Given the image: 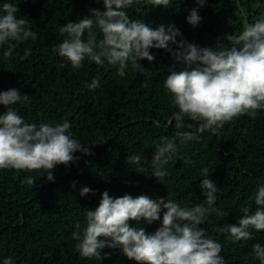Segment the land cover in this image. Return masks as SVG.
<instances>
[{
	"label": "trees",
	"instance_id": "16d2710c",
	"mask_svg": "<svg viewBox=\"0 0 264 264\" xmlns=\"http://www.w3.org/2000/svg\"><path fill=\"white\" fill-rule=\"evenodd\" d=\"M19 8L18 17L37 33V38L13 42L10 58L0 49V91L18 89L28 95L24 104L14 105L31 123L70 121L71 132L82 144L97 142L90 155L75 153L80 159L53 169L49 181L46 170L0 169V262L11 257L13 264H138L119 249L105 247L103 259L82 258L76 251L73 233L83 227L87 209H94L107 190L113 197L147 194L154 199H174L191 207L205 199L199 188L201 169H210L209 178L217 184L215 206L226 211L225 217L212 214L199 227L222 245L225 264H259L252 255V245L264 244V230L253 238L233 243L215 228L237 224L240 210L256 208L253 192L264 183V109L255 116L240 115L216 134L206 131L199 142L181 145L179 154L164 167L168 174L158 181L151 174L156 145L176 131H194L198 122L185 118L183 128H176L177 111L163 87L170 68L183 65L165 49H151L153 62L143 59L141 68L129 66L126 75L116 74V66L105 62H83L73 70L53 51L64 36L59 29L69 21L89 14V9L103 10L102 0H12ZM197 8L201 22L193 27L186 21L189 10ZM132 19L151 23L175 24L184 38L200 47L227 48L229 35H238L244 25L264 18V0H170L167 7H153L149 0H136L126 9ZM87 34L85 33V38ZM102 35L98 34L97 39ZM179 40V37L177 38ZM7 45L4 46L6 48ZM176 49V45H171ZM25 49H30L23 59ZM99 76L100 87L89 90L86 82ZM6 111L0 105V112ZM191 125V127H189ZM141 155L140 166L127 163L129 155ZM143 171V172H141ZM31 176L34 183H22ZM76 182L75 188L72 187ZM82 186L93 192L80 196ZM144 226L154 232L159 222Z\"/></svg>",
	"mask_w": 264,
	"mask_h": 264
},
{
	"label": "clouds",
	"instance_id": "9594fccd",
	"mask_svg": "<svg viewBox=\"0 0 264 264\" xmlns=\"http://www.w3.org/2000/svg\"><path fill=\"white\" fill-rule=\"evenodd\" d=\"M135 2L102 0L103 10L91 8L88 15L59 29L64 38L53 51L73 70L80 69L87 59L98 65L107 62L116 66L120 77L126 75L129 66L141 68L143 59L153 62L155 57L150 51L153 48L170 51L174 60L183 65L180 70L175 65L170 68L163 87L177 109L173 113L176 128L185 126V118L198 122V127L194 131H176L156 145L149 167L160 182L168 174L164 165L178 156L181 145L199 142L202 133L216 134L225 122L244 114L255 116L257 110L264 109V18L246 23L238 35H229L230 47H200L184 38L175 24L154 28L151 23L130 18L126 9ZM149 3L153 7H167L170 0H149ZM204 4L205 0H197L198 6ZM18 12L12 0H0V49H4V59L12 56L13 42L37 38L27 21L17 16ZM201 19L197 8L190 9L186 17L193 27ZM98 34L102 35L99 40ZM171 45H176V49ZM29 54L30 49H25L22 58L27 59ZM100 83L99 76H94L91 82H86V87L95 90ZM27 99L28 95L16 88L0 91V105L6 108L0 112V169H44L47 179L54 182L52 170L56 166L67 167L77 162L80 159L75 155L77 152L90 155L89 145L97 142L82 144L73 136L68 120L27 122L13 107ZM140 162L141 155L127 157V163L137 166V171L145 169ZM209 173V168L201 169L199 188L205 199L191 207L147 194L113 197L105 190L98 205L86 210L83 227L77 225L78 231L73 233L78 241L76 251L82 258L102 260L109 255L102 256L105 247L119 249L138 264H225L224 257L219 255L223 245L207 229L199 227L212 214L227 215L215 206L217 184L209 178ZM21 182L31 185L34 180L26 176ZM75 186L73 181L72 187ZM79 192L83 197L93 190L82 186ZM253 198L255 210L241 208L243 216L238 225L226 223L215 228L217 233L224 234L225 240L233 243L250 240L254 231L264 230V183L254 190ZM130 221L143 225L159 222V227L146 232L144 226L135 227ZM252 255L259 264H264V244H253ZM0 264H13V260L5 257Z\"/></svg>",
	"mask_w": 264,
	"mask_h": 264
},
{
	"label": "water",
	"instance_id": "95a60500",
	"mask_svg": "<svg viewBox=\"0 0 264 264\" xmlns=\"http://www.w3.org/2000/svg\"><path fill=\"white\" fill-rule=\"evenodd\" d=\"M248 23V22H247Z\"/></svg>",
	"mask_w": 264,
	"mask_h": 264
}]
</instances>
